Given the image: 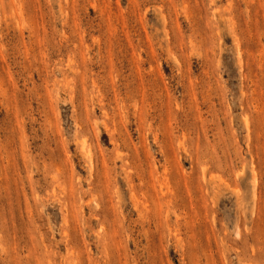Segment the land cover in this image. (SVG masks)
Instances as JSON below:
<instances>
[{"label":"rangeland","instance_id":"rangeland-1","mask_svg":"<svg viewBox=\"0 0 264 264\" xmlns=\"http://www.w3.org/2000/svg\"><path fill=\"white\" fill-rule=\"evenodd\" d=\"M0 264H264V0H0Z\"/></svg>","mask_w":264,"mask_h":264}]
</instances>
